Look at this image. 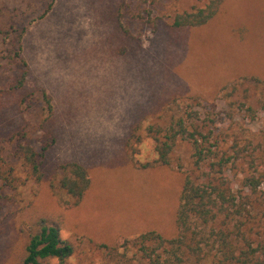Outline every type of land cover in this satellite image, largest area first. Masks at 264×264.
<instances>
[{
    "label": "rangeland",
    "instance_id": "obj_1",
    "mask_svg": "<svg viewBox=\"0 0 264 264\" xmlns=\"http://www.w3.org/2000/svg\"><path fill=\"white\" fill-rule=\"evenodd\" d=\"M148 1L156 27L138 18L139 0H0V172L20 181L5 189L13 199L0 208V264L23 259L40 218L74 247L65 264H118L126 240L150 231L176 236L192 149L180 143L162 166L145 131L166 124L174 99L202 121L210 113L230 143H251L264 158V113L252 120L240 108L257 107L264 91V0H225L206 25L180 29L171 26L175 16L208 0ZM19 50L29 77L16 90L25 71L13 59ZM44 92L53 107L46 123ZM51 141L37 182L19 146L40 153ZM71 161L91 178L81 200L59 187L60 167Z\"/></svg>",
    "mask_w": 264,
    "mask_h": 264
},
{
    "label": "trees",
    "instance_id": "obj_2",
    "mask_svg": "<svg viewBox=\"0 0 264 264\" xmlns=\"http://www.w3.org/2000/svg\"><path fill=\"white\" fill-rule=\"evenodd\" d=\"M224 1L208 0L202 8L178 14L171 26L180 29L206 25L218 15ZM53 2L45 15L52 10ZM148 2L139 0L137 16L145 24L156 27ZM120 26L123 28L121 22ZM13 59L20 60L25 68L15 86L19 90L28 80L29 66L21 50L14 53ZM43 97L48 110L46 123L53 107L46 92ZM240 108L252 120L259 112L264 113V91L257 107L243 104ZM165 111V125H150L145 129L156 143V163L172 164L180 143L185 142L192 149L193 168L184 177L176 211L177 234L166 238L150 231L126 240V253L118 264H264V158L256 157V150L251 153V143L245 147L237 139L230 143L226 131L216 126L210 113L202 121L200 111L184 109L177 99L170 101ZM138 130L139 127L134 130L132 138L137 137ZM52 141L40 153L30 144L19 146L29 178L37 182L42 181V166ZM244 165L247 169L237 175L230 174ZM60 169L59 187L81 200L91 188L87 169L73 161L62 164ZM19 182L12 171L0 172V208L5 201L13 199L5 189L16 190ZM130 247L135 249V259H128ZM113 250L116 252L118 248ZM73 254L74 247L61 237L59 225L40 218L29 232L24 257L18 264H65ZM112 258L115 259V254Z\"/></svg>",
    "mask_w": 264,
    "mask_h": 264
}]
</instances>
